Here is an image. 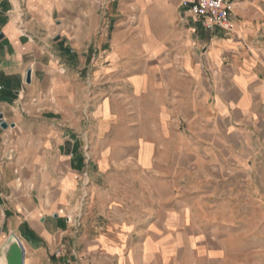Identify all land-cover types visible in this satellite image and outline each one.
Returning <instances> with one entry per match:
<instances>
[{"label":"crops","instance_id":"0c3cea01","mask_svg":"<svg viewBox=\"0 0 264 264\" xmlns=\"http://www.w3.org/2000/svg\"><path fill=\"white\" fill-rule=\"evenodd\" d=\"M180 1L0 0V264L12 234L23 264L211 260L189 169L249 144L264 0L230 30Z\"/></svg>","mask_w":264,"mask_h":264},{"label":"rangeland","instance_id":"374dc122","mask_svg":"<svg viewBox=\"0 0 264 264\" xmlns=\"http://www.w3.org/2000/svg\"><path fill=\"white\" fill-rule=\"evenodd\" d=\"M258 107L240 131L249 144L218 147L219 160L197 157L189 169L211 183L210 195L195 198L198 224L205 218L212 223L207 240L198 244L208 247L211 260L200 256L192 264H264V95ZM233 136L230 130L223 135L225 141Z\"/></svg>","mask_w":264,"mask_h":264},{"label":"built area","instance_id":"2783aa9c","mask_svg":"<svg viewBox=\"0 0 264 264\" xmlns=\"http://www.w3.org/2000/svg\"><path fill=\"white\" fill-rule=\"evenodd\" d=\"M180 6L197 16L203 27L231 29V0H181Z\"/></svg>","mask_w":264,"mask_h":264},{"label":"water","instance_id":"95a60500","mask_svg":"<svg viewBox=\"0 0 264 264\" xmlns=\"http://www.w3.org/2000/svg\"><path fill=\"white\" fill-rule=\"evenodd\" d=\"M29 76V72H28ZM28 80V78H27ZM0 126L6 128L7 124L3 122L0 117ZM9 243L5 246L3 250V255L5 258V264H23L24 255H23V246L20 240L12 234L9 238Z\"/></svg>","mask_w":264,"mask_h":264}]
</instances>
